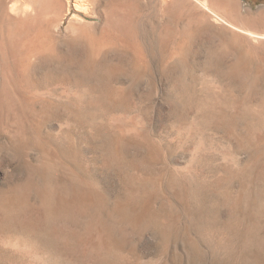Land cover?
<instances>
[{"label":"rangeland","instance_id":"1","mask_svg":"<svg viewBox=\"0 0 264 264\" xmlns=\"http://www.w3.org/2000/svg\"><path fill=\"white\" fill-rule=\"evenodd\" d=\"M237 1L239 15L224 17L240 31L221 22L218 35L194 23L198 12L217 17L195 0L198 9L183 14H164L158 0H143L135 24L141 59L121 44L96 59L74 44L64 49L71 41L70 17L64 20L55 53L39 56L29 75L22 122L0 123V264H264V140L252 137L258 120L243 105H260L264 58L223 30L242 35L241 21L264 11V0ZM190 19L196 29L187 36ZM253 26L264 33L262 24ZM85 61L84 82L103 83L97 92L114 114H137L151 148L106 123L95 127L84 108L67 101L63 93ZM209 82L226 89L221 97L231 108L202 103ZM18 124L22 137L14 133ZM142 149L144 158L123 159Z\"/></svg>","mask_w":264,"mask_h":264},{"label":"bare ground","instance_id":"2","mask_svg":"<svg viewBox=\"0 0 264 264\" xmlns=\"http://www.w3.org/2000/svg\"><path fill=\"white\" fill-rule=\"evenodd\" d=\"M144 1L147 4L149 3L150 0H144ZM192 1L193 0H158L157 4L161 12H163L164 14L170 13L171 11L173 12V9L175 8L179 9L180 11L182 10L181 12L183 14L184 11L192 13V11H195L196 9H198L196 4L193 5ZM195 1H197L201 5V7L205 9V11L208 10L210 13L217 16L216 18L211 20L208 14L198 12L195 14L196 16L195 22H194L195 24L201 27H204L209 32H212V33L216 32L217 34L218 33L220 34L221 27H223L224 25V24L222 25L221 22H224L225 26L227 24L230 27H233V28L235 27L237 29V32L240 31L239 29L241 28L234 25L232 22L235 19L231 21L228 20L230 19V17L235 18L239 15V8H240L239 5L240 4H238L239 2L237 0H195ZM142 3L145 4L143 0H0V123H2L4 120H10V117L17 118L16 119L17 123H19L24 118L23 113L29 105L28 98L31 99V97H28L27 94L32 92V86L29 82V75L32 70H35L38 67V63L36 62L39 56L41 58H45V57L47 58V57L52 56L55 53L58 43L54 41V38H55L56 33L59 32V29L61 28L64 20L67 17H70L67 31L69 33L68 37L71 39V41L68 42L64 40L62 42V46L64 49L67 50L71 47L70 44H74L75 47H81L85 51L87 50V55L91 59H96L102 54V52H104V50L113 48L121 44L125 46L126 48L131 49L135 53L136 55L135 57H137L138 59L143 58L144 56L142 57L141 49L137 42L136 32H135V28H137L135 27L136 26L135 24H137L136 23L137 22L136 17L138 14L137 11L138 9H140L139 8L140 6H143ZM176 12L177 11H175V13ZM179 15L177 12V18L179 17ZM221 15L222 17L219 18L218 16H221ZM224 16L228 17V19H226ZM172 17H175V16L172 15ZM86 19H99L101 22L93 23L89 25L84 22ZM174 20L179 22L178 21L179 19L178 20L174 19ZM177 22L176 24L178 25ZM191 22L193 21L191 20L189 23H187L186 26L188 27L185 26L186 30L184 31V33L188 31V33H186L187 36H189L190 35L189 33H191L189 32L192 29V28L191 29L189 28V26L192 27ZM236 22L234 23L237 24ZM180 23H181V20H180ZM180 23H179V26H180ZM241 23L242 25L245 26V27H242V28H245L244 31H242L243 32L242 35H239L238 33H236L235 32L236 30L235 31L229 30L230 27L228 26L226 27L227 29L229 28L228 30H226V28L223 30L229 31L231 33L232 40L234 41L236 40L240 42L239 44L247 43L250 46L252 53H254V55L257 54V55H260V57L262 56V58H264V33L256 32V29H255L256 27L254 28L253 26L256 23H260L264 26V11L259 12L257 16H252V17L243 19ZM168 26L165 27V30L171 32L172 28ZM172 26L174 25L172 24ZM90 27L95 30V33L90 30ZM175 28L176 26L174 27V29ZM182 28L183 27H181V29ZM174 29H172L173 32H175ZM195 29H192L191 34H194L193 31ZM176 33L177 32H175V34ZM186 35L183 34L181 37H186ZM171 36L172 35H169V34L167 35V32H166V39L170 42L171 40H173V37H174L173 36L171 38ZM181 37L179 36L178 38L179 39L178 44L175 43L176 46L178 45L179 49H181L180 46L182 47V45H184V42H185V38H181ZM87 64L88 63L86 61L83 62V65L81 66V73L77 78H74L73 85H69V86L67 85L63 93L67 101L73 100L75 101L77 105L84 108L85 112L87 113L86 119L88 121H91L92 125H95V127L102 122L106 123L107 126L110 127L111 130L115 134L119 135L121 138L128 137L132 141H139L140 143L142 144L144 143L148 147L151 148V146L149 145V141H148L149 139L146 137L147 135L145 136L143 130L138 126L137 114H135L136 116H126V115L114 114L115 112L113 113L107 107V103L105 102L107 101V99L104 98L105 100H103L99 94V91L97 92V89L102 88L103 83H100L101 81L100 82L98 81L99 83L97 85L89 86V84L84 82V81H87L88 78L90 77L89 74L85 72V68L87 67ZM108 74L110 73L108 72ZM237 74L238 73H236V75ZM209 84L210 85L208 84L203 85L204 89H205L204 86H208V87L210 86L209 87L210 89L208 90V96H206V93H204L208 101L204 99L203 101L201 100L202 103L204 102L206 105H209V108L214 109V110L218 109L219 104L221 105L224 104L225 106V103H224L225 101L223 100L225 96L223 97L222 94L224 93V90L226 89L223 88V86H220L219 84L210 83V82ZM94 87H97V88H94ZM206 90H207V87H206ZM206 90H204V92ZM263 95H264V91H263ZM263 95L261 99H263L264 97ZM261 99H260V105H259V102L257 103V106L259 105L258 107H256L253 101L252 102L250 101L253 104L249 105V107H247L248 104L246 106V104L242 102L244 107L246 109L248 108V112L250 113L248 114L252 115V117L255 116L254 119L256 118L258 120L255 123L256 129L254 131V136L252 137L259 141L264 140V100H261ZM261 101L263 102V104L261 103ZM126 102L128 101L126 100ZM242 103L240 102L241 106H242ZM227 104L226 106H228V108L229 107L231 108V106L229 105L230 103H227ZM236 104H239V103L233 104V108L238 107L236 106ZM252 105L253 106L255 105L254 107L256 108H253ZM241 106L239 105L240 108H244ZM205 109L207 110V107H205ZM211 109H208V111H211ZM93 112L94 114H92ZM218 112L221 113V111H218ZM245 115H247V112L246 114H244V117L248 116L247 117L248 119L249 117H251L249 115L247 116ZM252 117L251 119H249L250 122L252 120ZM25 118L27 119V117ZM247 118H244V119H247ZM186 124L184 125L186 126ZM232 124L235 125L234 123ZM198 129L199 128H197V130ZM191 130L193 131L192 133L194 135L196 131L195 126L191 128ZM204 132H205V129H204ZM14 133L17 137H22L23 135L26 134V131L24 130V128L19 127V124H18ZM196 134H197V131H196ZM197 138H200V137H197ZM203 146L201 145L199 148L197 147L198 148L197 152H199L200 154L204 150ZM258 154H261V153H258ZM256 167L257 166H255V168ZM251 168H254V167L251 166ZM191 169L189 168V172L188 171L187 172L190 173ZM53 211H55V209ZM26 252L28 254L30 253V250Z\"/></svg>","mask_w":264,"mask_h":264},{"label":"water","instance_id":"3","mask_svg":"<svg viewBox=\"0 0 264 264\" xmlns=\"http://www.w3.org/2000/svg\"><path fill=\"white\" fill-rule=\"evenodd\" d=\"M102 145H103L102 150L105 154L111 151L110 140L108 137L104 136L102 138ZM147 152L148 151L146 149H142V150L127 154V156L124 157L123 159L132 160V158L133 159L144 158L147 155Z\"/></svg>","mask_w":264,"mask_h":264}]
</instances>
